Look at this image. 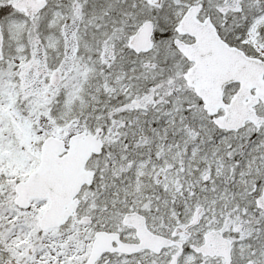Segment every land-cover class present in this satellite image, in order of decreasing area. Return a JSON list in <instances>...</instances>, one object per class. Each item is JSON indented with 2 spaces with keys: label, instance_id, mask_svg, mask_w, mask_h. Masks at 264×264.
<instances>
[{
  "label": "snow or ice",
  "instance_id": "obj_1",
  "mask_svg": "<svg viewBox=\"0 0 264 264\" xmlns=\"http://www.w3.org/2000/svg\"><path fill=\"white\" fill-rule=\"evenodd\" d=\"M0 264H264V0H0Z\"/></svg>",
  "mask_w": 264,
  "mask_h": 264
}]
</instances>
